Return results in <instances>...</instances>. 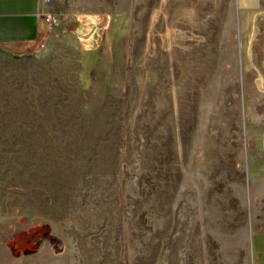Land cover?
I'll use <instances>...</instances> for the list:
<instances>
[{
	"label": "rangeland",
	"instance_id": "obj_1",
	"mask_svg": "<svg viewBox=\"0 0 264 264\" xmlns=\"http://www.w3.org/2000/svg\"><path fill=\"white\" fill-rule=\"evenodd\" d=\"M49 11L0 49V264H257L264 0Z\"/></svg>",
	"mask_w": 264,
	"mask_h": 264
},
{
	"label": "crops",
	"instance_id": "obj_2",
	"mask_svg": "<svg viewBox=\"0 0 264 264\" xmlns=\"http://www.w3.org/2000/svg\"><path fill=\"white\" fill-rule=\"evenodd\" d=\"M51 3L46 4L44 0H0V49L23 53L38 46L47 32L43 15L51 14ZM244 8L253 10L257 7L245 5ZM42 25L44 29H41ZM253 242L256 262L264 264V232L253 237Z\"/></svg>",
	"mask_w": 264,
	"mask_h": 264
},
{
	"label": "built area",
	"instance_id": "obj_3",
	"mask_svg": "<svg viewBox=\"0 0 264 264\" xmlns=\"http://www.w3.org/2000/svg\"><path fill=\"white\" fill-rule=\"evenodd\" d=\"M53 1L54 0H44V3L49 4V3L53 2ZM43 20L45 22L46 30L47 31L50 30L52 28V26H54L55 23H56L55 16L54 15H51V14L43 15Z\"/></svg>",
	"mask_w": 264,
	"mask_h": 264
}]
</instances>
